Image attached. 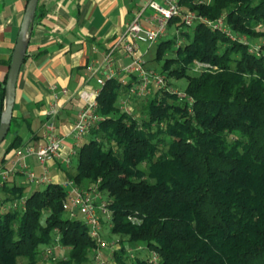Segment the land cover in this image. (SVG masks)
<instances>
[{
	"label": "trees",
	"instance_id": "trees-1",
	"mask_svg": "<svg viewBox=\"0 0 264 264\" xmlns=\"http://www.w3.org/2000/svg\"><path fill=\"white\" fill-rule=\"evenodd\" d=\"M180 3L183 12L224 17L237 38L264 37V0ZM171 27L178 34L159 41L155 58L165 56L162 71L188 79L193 103L156 89L141 98L138 117L120 107L131 81L107 79L98 96L103 119L81 142L69 178L106 192L111 232L159 256L131 258L124 240L114 264H264V47L250 51L180 15ZM196 62L216 68L191 72ZM5 92L0 85V118ZM26 144L16 133L7 153ZM3 189L12 194L3 203L24 198V187ZM65 198L63 184L51 182L24 207L0 211V264H39L40 246L57 240L68 253L50 264L89 263L96 243L68 215Z\"/></svg>",
	"mask_w": 264,
	"mask_h": 264
},
{
	"label": "crops",
	"instance_id": "crops-1",
	"mask_svg": "<svg viewBox=\"0 0 264 264\" xmlns=\"http://www.w3.org/2000/svg\"><path fill=\"white\" fill-rule=\"evenodd\" d=\"M28 0H0V85L6 84L13 50L17 42ZM146 0H39L25 61L16 88V101L11 138L0 145V170L12 165L15 150L7 153V147L16 133L23 142L42 139L47 106L54 98L52 86L67 88L69 93L60 96L61 109L57 118L58 129L65 135L61 157L49 162L51 182L64 184L73 172L77 143L70 133L77 112L83 104L80 89L99 88L96 77H90L87 65L95 58H102L104 51L125 30ZM147 12H151L149 9ZM142 51V46H141ZM145 51V50H144ZM148 51V50H147ZM142 53H146L142 51ZM130 59L120 54L115 68L121 82L127 74L121 67ZM69 140V141H68ZM70 159V162H67ZM30 170L43 173L42 165L33 156L25 159ZM50 182V183H51ZM48 183L32 181L22 170L0 182V211L8 209L14 200L4 185L24 187ZM12 206V205H11Z\"/></svg>",
	"mask_w": 264,
	"mask_h": 264
},
{
	"label": "built area",
	"instance_id": "built-area-1",
	"mask_svg": "<svg viewBox=\"0 0 264 264\" xmlns=\"http://www.w3.org/2000/svg\"><path fill=\"white\" fill-rule=\"evenodd\" d=\"M149 9L151 12H147ZM178 15L182 16L183 22L187 26L203 22L210 29L225 31L231 38L240 39L242 42L250 44V51L258 53L261 51L260 45H255L245 38H237L228 27L224 17L211 19L200 15L198 12L196 13V11L186 10L183 12L180 0H146L145 6L135 13L125 30L107 47L103 57L95 58L87 65L90 77H96L99 88L94 90L80 89L78 91L83 104L77 112L70 131L77 143H80L97 122L103 119V116L98 112V96L106 80L116 78L118 73L115 65L120 54L130 59L121 69L132 77L128 96L121 101L125 111L131 113L133 110L130 104L131 97L146 99L156 89H165L171 93H176L180 100H185L190 104L193 103V98L186 91L167 88L165 74L148 68L147 60L144 59V53L141 51V46L144 43L152 45L163 39L169 32L171 19ZM212 68L216 67H212L208 63L196 62L194 70L203 71ZM51 90L54 92V98L46 109V121L42 139L37 142L27 143L17 149L12 165L0 170V182L7 181L10 175L17 170L25 172L32 181L51 182L48 164L50 161L61 157L63 144H65V135L58 129L57 124L61 109L60 96L69 93L67 88L58 89L55 85L52 86ZM28 156L35 157L42 165L43 173L41 175L28 168V164L25 161ZM70 161V159H67V162ZM63 186L66 189L67 197L63 201L64 209L71 218H80L88 226L89 234L96 243V247L93 249L95 260L91 264H106V261L102 258L103 250L110 248L114 251L115 249L114 242H109L102 234L104 220H111V211L107 199L104 198L102 191L95 184L84 187L69 178ZM19 206H25V198L13 204V208H18ZM130 256L135 258L134 253H131ZM148 257L152 262L158 261L159 258L155 251H151Z\"/></svg>",
	"mask_w": 264,
	"mask_h": 264
},
{
	"label": "rangeland",
	"instance_id": "rangeland-1",
	"mask_svg": "<svg viewBox=\"0 0 264 264\" xmlns=\"http://www.w3.org/2000/svg\"><path fill=\"white\" fill-rule=\"evenodd\" d=\"M207 1V0H204ZM264 27V26H263ZM232 33H234V35H236L235 32H233V30H231ZM173 34H178V31L175 30L174 27H171L169 29L168 34L164 37H171ZM246 37V36H245ZM250 39V38H249ZM250 42H252L253 44H257L260 45L262 48L264 47V37H252V39L249 40ZM159 43V42H158ZM148 44V43H144V45L142 46V51L145 52L144 55V59L147 60V67L150 69H155L158 72H162L165 74L166 79H167V84L166 87L167 88H172L174 90L177 91H185V87L188 83V79L186 77H178L175 75H169L168 72L166 71H162V65H163V61L165 56L163 57L162 60H157L156 57V51H157V44ZM145 50V51H144ZM148 50V51H147ZM176 64V63H175ZM175 64L173 63V67L175 66ZM197 72L196 70L192 69L190 70ZM127 78H131V76H129L127 74ZM127 80L123 79V83H126ZM128 95H124V99L127 98ZM122 99V100H124ZM121 101V100H120ZM144 102L143 99L138 98V97H131L130 99V104L133 108L132 110V114L134 113L135 115H137L139 117V115H141V110H142V103ZM120 107L122 110H124L123 104L120 102ZM91 132V131H90ZM90 132L83 138V141L85 139H87L90 135ZM11 138V133L8 134L7 136V140ZM69 141V140H68ZM80 146V145H79ZM77 147V151L78 148ZM77 154V153H76ZM76 156V155H75ZM74 171V169H73ZM91 186V184H85L84 187H89ZM46 185H35L34 183L27 186V193L29 194V192L31 190H35V189H43L45 188ZM102 194L104 195V198L107 199V193L102 191ZM13 204H11V202L8 204V208L12 207ZM111 220H104L103 222V226H102V234L103 237H105L106 240H108L109 242H114V251H112L110 248L104 249L102 252V258L106 261V264H113L115 262V254L114 252L117 251V249L120 248V242L125 240V243L127 245V249H128V253H134L135 257L139 254V256H149L150 252L149 250H147V248L145 247V245L137 243L135 245H133L132 243L127 242V240L125 238H123L121 235L115 234L111 232ZM140 246V248H139ZM40 250H41V254H40V260H39V264H50L51 258L52 257H63L68 253V249L66 247H63L59 241L57 240L55 244H51V245H41L40 246ZM95 260V253L94 251L91 252L90 256H89V263L91 264L93 261Z\"/></svg>",
	"mask_w": 264,
	"mask_h": 264
},
{
	"label": "water",
	"instance_id": "water-1",
	"mask_svg": "<svg viewBox=\"0 0 264 264\" xmlns=\"http://www.w3.org/2000/svg\"><path fill=\"white\" fill-rule=\"evenodd\" d=\"M38 3L39 0H28L17 42L13 50L12 60L5 84L6 92L0 118V145L5 141L11 129L14 104L16 101L17 82L20 78L19 75L21 68L26 58Z\"/></svg>",
	"mask_w": 264,
	"mask_h": 264
}]
</instances>
